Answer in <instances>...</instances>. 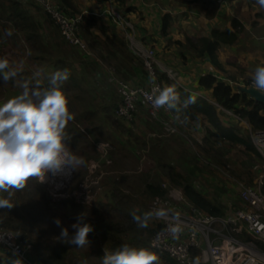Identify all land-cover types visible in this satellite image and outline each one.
<instances>
[{
    "label": "rangeland",
    "instance_id": "obj_1",
    "mask_svg": "<svg viewBox=\"0 0 264 264\" xmlns=\"http://www.w3.org/2000/svg\"><path fill=\"white\" fill-rule=\"evenodd\" d=\"M20 1L38 22L43 41L65 43L66 39L61 35L60 26L39 1ZM228 1L229 7L230 0ZM248 1L250 3L248 7L240 1L234 4L233 14H229V8L224 7L221 15L216 8L219 4L216 0H197L196 3H191L190 0L147 1L150 5L154 4L152 8L157 9L160 14L168 13L171 19V25L167 27L165 33H162L163 16L161 15L159 37L154 38L149 34L153 43L150 48L155 50V72H163L169 81L181 87L183 85L186 90L198 92L201 98L211 99L210 91L195 87L196 79L203 68L201 66L205 63V56H196L188 47L187 38L209 35L211 33L209 17L217 12L220 19L217 26L221 29L228 27L230 20L234 17L242 26L239 28L237 41L233 44H222L218 51L222 75L230 74L240 81L252 77L257 66H264V7L260 6L257 0ZM77 3L86 15H102L100 12L103 7H100L95 0H77ZM132 3L133 0H128V5H133ZM256 6L257 10H255ZM116 7L120 11L124 10L118 4ZM193 9L196 12H192ZM199 16L202 17L199 18ZM203 16L208 21H205ZM104 18L108 23L114 22L110 16H104ZM127 19L133 21L128 17ZM113 24L134 55L132 65L141 73L135 74L129 69L131 65L127 63L126 68L122 67L123 62L120 59L106 57L105 53L101 57L96 47H91L89 40L80 33L89 52L85 53L79 47H74L76 56L84 55L87 59L94 60L99 69L98 78H91L83 70L82 78L84 79L81 85L87 88L93 97L89 99V102L87 99V104L96 102L98 110L97 114L91 118L73 112L75 118L70 121L73 125L71 128H66L71 137L69 150L76 156L83 157L85 166L77 170L65 168L56 174L49 172L44 182L38 181L46 191L45 206L44 204L42 206L48 208L47 212L44 211L46 219L43 221V228L38 229L41 238L45 244L51 246L57 240L61 241L68 249L62 259L58 257L54 259V257L51 264H61L60 260L64 264H101L102 255L97 251L105 249V238L101 233L105 232L106 228L116 231V234L128 241L130 245L146 244L150 247L152 239L149 240L147 228H140L133 219L132 221L127 219L129 216L132 217L133 211L136 215L143 217L145 212L150 211L155 201L145 191L144 180L154 184L157 182L167 189V197L162 200L166 207L182 208L184 212H187L188 200L182 188L170 182L166 172L159 166V160L173 164L179 173L186 176L210 199L217 191V187H223L225 184L226 192L215 199L218 202H215L217 205L224 207V215H230L239 206L245 207L239 196L238 185L239 183L253 185L262 172L264 160L258 161L254 156L247 155L243 152L241 145L215 142L209 149V145L202 140V137L207 135L205 126L209 124L206 121L195 120L190 125H185L181 111L177 113L170 110L171 117H166L174 127L173 132L166 131L161 122L153 118L150 109L141 101L137 103L131 119L120 116L116 112L123 100L119 92V82L138 86L145 85L147 81L148 73L141 52L146 47L141 48L137 40L138 42L142 40V33L139 31L143 30L145 33L149 31L146 27L138 30L134 25V41L138 44L136 48L137 45L125 36L124 30L117 23ZM14 30L9 23L5 26L2 20L0 21V58L6 57L10 62V68L16 72L27 70L35 83L39 81L41 87H46L41 69L30 56L28 57L26 38L23 35L17 36ZM92 36H96L94 40L104 39L102 32L97 29ZM99 49H101L100 46ZM74 66L76 72L80 73L83 66L78 64ZM157 78H159L158 73ZM28 80H22L16 75L5 82L0 76V104L19 95L23 91L21 85ZM159 82L163 88L164 81L159 79ZM28 83L31 90L33 86H30V81ZM220 116L224 122H227L226 125H232L239 134L250 135L248 127L251 125L247 120H238L233 114H223V112ZM84 144H86L85 147ZM208 151L214 155L215 159L208 154ZM71 215L74 217L71 218ZM81 216H83V222L95 224L97 228L95 232L89 233V245L77 247L58 239L61 227H67L69 234L72 235L74 230L71 225ZM55 218L61 220V227L54 224ZM158 218L154 216L150 219L148 226L154 225ZM124 221L125 223L129 221V224H122ZM214 226L221 230V225ZM126 227L129 229L125 231L123 228ZM222 233L229 235L226 229ZM29 243L32 245L29 253L34 257L28 255L29 259L37 264H43L37 255L40 253L44 259H48V252L42 255V250H35L34 243ZM259 244L255 243V247L264 253ZM0 256L6 262L18 260L13 258L5 248H0Z\"/></svg>",
    "mask_w": 264,
    "mask_h": 264
},
{
    "label": "trees",
    "instance_id": "obj_2",
    "mask_svg": "<svg viewBox=\"0 0 264 264\" xmlns=\"http://www.w3.org/2000/svg\"><path fill=\"white\" fill-rule=\"evenodd\" d=\"M3 1H5L6 3H4ZM55 1L56 6L64 14L70 16H81V21L79 23L78 29V31L81 32H79V34H84V37L89 40V45L94 48L96 47V50H98V53L101 57H103V53H105L106 57H114L116 59H120V61L123 62L122 67L126 68V63L132 65V63L134 62V55L132 52H130L125 39L116 31L113 24L114 22L108 23L105 18L96 14L86 15L80 10L77 0ZM96 1L101 4H108L109 2H113L116 6L118 4L120 7L124 8L123 11L121 10L124 15H126L127 12L134 8L131 5H128V0ZM191 1L196 3L197 0ZM0 3L2 4V10L0 11V21L2 20L5 26H7L9 23L12 28L15 29L14 31L15 33H17V36L23 35L26 38L28 42L26 46L28 57L30 56V58H32L37 66L41 69L46 87L50 86L49 79L53 73H55L57 70L67 68L70 75L67 81L63 82L61 86L68 93L70 110L77 114H83L88 118L96 115L98 106L96 105V102L92 103L91 105H89L90 103L87 104V99L89 102V99H92L93 97L91 96L88 89L81 85L84 79L82 78L83 70L85 74L90 76L91 78L99 77V69L96 62L92 59H87V57H85L84 55H82V57H77L76 50L74 48L77 46L69 43L66 40H64L65 43H63L62 41H43L39 32L37 24L38 22L35 21L34 17L26 9V6L23 5L22 1L0 0ZM111 24L112 26H110ZM170 25L171 19L169 14L167 13L163 15L162 33H165L167 27H169ZM110 28L112 30H110ZM239 28H242L241 23L236 19H233L231 28H226L223 30L213 28L211 30L210 36L188 37V47L193 50L196 56L207 57L208 60L216 68L222 70L218 57V51L220 50L222 44H233L237 41ZM96 29L102 32V34L104 35V39L94 40L96 36L94 37L92 35L94 34V30ZM99 46L101 47V49H99ZM87 51L88 48L87 50H85V53ZM75 64L83 66H81L82 70L80 71V73L76 72V67L74 66ZM157 73L160 81H164L163 87L173 84L177 86L181 101L194 94L189 90H186L183 87L177 85L175 82L169 81L165 73L159 71H157ZM17 75L22 80L29 79L28 81H30V86H35L36 83L32 78L31 73L27 70H18ZM197 84L199 88L210 91L212 94V98L204 99L201 98L200 95L194 94L196 96V102L194 104L189 105L187 108H184L181 104V116L184 120V124L190 125V123L195 120L201 122L206 121L209 126H205L207 135L203 136L202 140L205 144L209 145V149L215 142H230L235 145L237 144L243 146L242 150L247 155L254 156L258 161L262 160L263 158L254 147L251 141L252 139H250V135L239 134L232 125L224 124L220 118V113L223 112V114H225V111L228 110L240 119L247 120L254 130L264 128V103L255 100L245 92L239 91L238 88L239 85L251 86V77L240 81L230 74L227 76H218L212 72H205L198 77ZM185 117H187L186 120ZM72 125L73 124L69 122L67 128H71ZM85 145L86 144H84V147ZM208 154H210V156L215 159L214 155L209 153V151ZM217 156L218 155L216 154V157ZM216 161L218 160L216 159ZM196 162H198V160H196ZM159 166L164 172H166V175L174 186H179L182 188L184 196L191 205L210 214L220 215L223 213L224 207L217 205L215 203L217 202L215 201V199L218 195L226 192L227 188L225 184L223 185V187H217V191H215L212 199H210L203 192L197 189L195 184L191 182L186 176H184L182 173H179L170 162L159 160ZM143 186L145 188V191L152 197V200L166 199L168 192L162 184H159L157 182L154 184L144 180ZM45 193V187L41 183H39L35 178L30 179L25 189L14 192L12 194L11 203L14 204V207L11 209H0V227L13 233L21 242H33L34 249L42 250V255L48 252V259H44V256L42 257L40 253L37 256L41 258V262L43 264H51V260H53L54 257V259H56L57 257L62 259L67 253L68 249L61 241L57 240L51 246L45 244L44 240H42L41 238L40 231L38 229L43 228V221H45L46 219L44 211L47 212L48 210L47 207H44V198L46 196ZM0 196L7 198L8 193H2L0 194ZM43 204L44 206H42ZM70 217L73 218L74 215H71ZM127 219L129 221H132L133 218L129 216L127 217ZM129 221H126V223L124 221L122 224H129ZM156 221L157 222L154 225H150L147 227L149 240L154 237L157 231L161 230L164 227V224L162 222L158 220ZM90 224L93 226L92 232H95L94 230L97 229L95 224ZM123 229H125L126 231L129 229V227ZM116 233V231H111L107 228L105 229V232L101 233L104 234L103 236L105 238V249L97 251L98 254L102 255L101 257H103L106 252L111 253L119 249L122 245L127 244L129 247H145L149 248L150 250L152 249L151 251L157 253V255L159 256L161 264H179L168 254L159 253L158 251H156L153 248L152 244L150 247L146 244L133 246L130 245L128 241H125L121 237H119ZM259 245L260 248L264 251V243H260ZM29 255L32 257L31 253H29ZM15 262L16 261L13 260L10 262H6L4 261L3 257L0 256V264H15ZM59 262L61 264H64L62 263V260H60ZM21 264L23 263L21 262Z\"/></svg>",
    "mask_w": 264,
    "mask_h": 264
},
{
    "label": "clouds",
    "instance_id": "obj_3",
    "mask_svg": "<svg viewBox=\"0 0 264 264\" xmlns=\"http://www.w3.org/2000/svg\"><path fill=\"white\" fill-rule=\"evenodd\" d=\"M257 3L264 7V0H257ZM16 75L17 72L10 68L9 60L0 58V76L3 80L7 82ZM69 75L67 68L57 70L50 76L49 87H41L37 81L31 90L25 82L19 95L0 104V193H8L7 198L0 196V209L13 208L12 194L25 189L30 179L35 178L42 183L49 172L56 174L65 168L77 170L85 166L84 158L69 150L71 137L66 128L75 116L69 107L68 93L61 86ZM251 80V87L264 95V66L254 69ZM150 99L154 110L163 108L177 113L181 111V104L187 108L196 102L194 94L181 101L175 84L154 87ZM164 214L163 209L145 212L143 217L136 215L135 211L131 213L133 221L140 228H147L150 219ZM53 222L61 227L59 218ZM71 228L74 230L72 235L67 227H61L58 239L77 247L88 246V236L93 226L83 222L81 216ZM171 231L178 233L181 228L176 225ZM15 264L21 262L17 260ZM101 264H160V258L149 248L125 244L111 253L106 252Z\"/></svg>",
    "mask_w": 264,
    "mask_h": 264
},
{
    "label": "built area",
    "instance_id": "obj_4",
    "mask_svg": "<svg viewBox=\"0 0 264 264\" xmlns=\"http://www.w3.org/2000/svg\"><path fill=\"white\" fill-rule=\"evenodd\" d=\"M53 17L61 28L63 37L81 50H87L86 44L79 34L81 16L64 14L55 0H37ZM107 15L121 26L126 36L138 48L134 41V23L127 19L113 2L108 3ZM143 62L148 73L145 85L132 86L119 82V92L123 100L117 108V113L128 119L138 102H143L154 119L161 122L164 129L173 132L174 127L166 117L172 112L163 108L154 110L150 96L154 87L162 88L155 72V50H141ZM226 114H233L226 110ZM234 115V114H233ZM236 116V115H234ZM237 117V116H236ZM238 120H243L237 117ZM252 143L264 160V128L254 130L249 126ZM239 196L245 207L236 208L230 215H214L187 205V212L182 208H168L164 201L156 199L151 205L152 210H164V215L157 220L164 227L152 238V246L159 253L168 254L179 264H264V253L259 251L255 243H264V162L262 172L253 185L239 183ZM221 225V230L214 225ZM179 225L181 231L173 233L171 228ZM226 229L228 234L222 233ZM0 248H5L10 255L24 264H37L29 259L32 248L30 243H24L17 237L0 227Z\"/></svg>",
    "mask_w": 264,
    "mask_h": 264
},
{
    "label": "crops",
    "instance_id": "obj_5",
    "mask_svg": "<svg viewBox=\"0 0 264 264\" xmlns=\"http://www.w3.org/2000/svg\"><path fill=\"white\" fill-rule=\"evenodd\" d=\"M147 1H150V0H133V3H132L133 5H131V6L134 7V8L132 10H130L129 12L126 13V16L128 18L133 19V21L132 20L131 21L133 23H135L134 25L136 26V28L138 30H140L143 27H146L148 29V31H149L147 33H145V31H143V30L139 31V33H142V37H141L142 40H141V42H138V40H137V43L139 44V46H141V48H145V47L146 48H150V45L153 44L152 43V40H151L152 37H150L149 34L151 36H154V38L159 37L160 27H161L160 16L161 15L163 16V14H160L157 11V9H153L152 8V6H154V4L153 5H150V4L147 3ZM216 1L219 2V4L217 5L216 8L218 9L220 15H221V12H223V8L224 7L225 8H229V11H228L229 14H233L234 11H235L234 4H236L239 1L242 2L244 5H246V7H248V5L250 4L248 0H230V6L228 7V2H229L228 0H216ZM190 2L191 3H195V2H192L191 0H190ZM97 3L99 4L100 7L101 6L103 7L102 8L103 10L100 12V13H102L101 17H103V18H104V16L108 17L109 15L107 16V13H106L107 12L106 9L108 7V4H101L99 2H97ZM257 8L258 7L256 6V9L255 10H257ZM192 12H196V11L193 9ZM200 17H202V16H199V18ZM209 18H210V21H211L210 22V29L211 30L213 28L221 29L220 26H217L218 25V21L220 20L219 19V15H218L217 12H216L215 15L210 16ZM203 19L205 21H208L205 16H203ZM233 19H236V17H234V18H232L230 20L229 25L226 28H231L232 27V21H233ZM261 21L263 22V19H261ZM230 23H231V25H230ZM214 26H216V27H214ZM226 28H224V29H226ZM222 30H223V28H222ZM123 33L125 34V31ZM125 36H126V34H125ZM204 36H210V34L209 35H204ZM263 49H264V46H263ZM204 58H205V63H203L202 66H201L203 68H202V70H200V75L203 74V73H205V72H212V73H215L218 76H222V72H221L222 70H219L218 68H216L208 60V58H207V60H206V57H204ZM221 67H222V65H221ZM129 69L131 71H133L135 74L138 73V72H140V71H138V69L136 67H134V65H131V67H129ZM138 74H140V73H138ZM198 77H197L196 80H198ZM182 87H184V86L182 85ZM195 87L196 88H199L197 82L195 83ZM199 89H201V88H199ZM190 92H192L194 94H197V95H200L198 92H193V91H190ZM220 118H221V116H220ZM221 121L224 124H227V122H224V120L222 118H221Z\"/></svg>",
    "mask_w": 264,
    "mask_h": 264
},
{
    "label": "water",
    "instance_id": "obj_6",
    "mask_svg": "<svg viewBox=\"0 0 264 264\" xmlns=\"http://www.w3.org/2000/svg\"><path fill=\"white\" fill-rule=\"evenodd\" d=\"M239 91L245 92L253 97L255 100L264 103V95H261L259 92L255 91L251 86L239 85Z\"/></svg>",
    "mask_w": 264,
    "mask_h": 264
}]
</instances>
